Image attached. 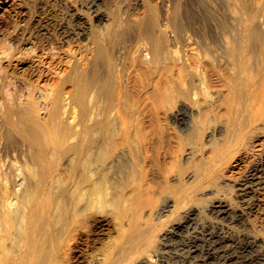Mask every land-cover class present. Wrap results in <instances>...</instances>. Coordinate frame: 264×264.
Wrapping results in <instances>:
<instances>
[{
    "label": "bare ground",
    "instance_id": "6f19581e",
    "mask_svg": "<svg viewBox=\"0 0 264 264\" xmlns=\"http://www.w3.org/2000/svg\"><path fill=\"white\" fill-rule=\"evenodd\" d=\"M228 13L235 18L233 9ZM65 28L60 43L77 39ZM156 31L155 24L133 29L137 41L126 47V81L119 80L116 102L108 106L99 103L95 76L109 30L97 34L82 60L79 90L57 92L70 59L54 72L37 106L47 122L32 124L18 150L0 152V264H70L83 238L103 228L115 236L96 264H152L158 237L162 250L184 251L182 264H264L260 230L231 242V250L228 239L216 234L177 242L179 226L161 228L157 222L192 196L186 177L215 184L230 149L237 146L236 156L264 154V10L259 19L216 27V47L190 36L167 42ZM154 146L158 161L150 154ZM198 155L200 164L186 170ZM253 173L243 191L263 202L257 186H264V171L257 167ZM223 205L214 213H229Z\"/></svg>",
    "mask_w": 264,
    "mask_h": 264
},
{
    "label": "rangeland",
    "instance_id": "374dc122",
    "mask_svg": "<svg viewBox=\"0 0 264 264\" xmlns=\"http://www.w3.org/2000/svg\"><path fill=\"white\" fill-rule=\"evenodd\" d=\"M229 9L235 11V18L230 17ZM263 10L264 0H0V152L18 150L32 124L47 122L37 106L49 92L54 72L63 71L70 59L72 66L66 73L62 72L64 76L58 80L57 92L79 90L82 60L90 55L96 35L104 29L109 30L105 37L106 57L98 61L95 77L100 83L99 103L108 106L116 102L119 80L126 81V47L133 48L137 41L133 32L135 27L155 24L156 35L163 36L167 42L174 39L180 42L183 36H190L201 46L216 47V27L240 25V21L246 22L253 17L259 19ZM102 14L106 19H100ZM61 26L66 27V32H72V36L78 35L77 39L60 43L65 36ZM71 48L76 53L73 58L67 54ZM120 48H123L122 52ZM167 123L182 137L171 116L167 117ZM236 148L230 149L222 159L229 163L220 165L215 184L200 185L186 177L185 189L192 196L187 203L170 208L167 216L156 220L161 228L179 226L177 242L205 240L216 234L227 238L232 250V243L244 240L255 229L264 233V201L243 191L257 167L264 171V154L248 152L236 156ZM150 154L154 161L161 159L156 146ZM201 161L198 155L184 168L195 170L194 166ZM257 188H263L259 191L264 195V186ZM221 204L230 210V214L214 213ZM190 208L194 214L192 222L185 219ZM105 229L96 231L97 234L88 239L84 237L87 241L83 238L77 245L70 264H96L98 253L115 236L114 230ZM161 247L162 241L158 237L151 256L152 264H182L180 254L184 251L180 248L179 251L174 248L162 250Z\"/></svg>",
    "mask_w": 264,
    "mask_h": 264
}]
</instances>
